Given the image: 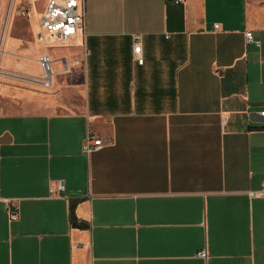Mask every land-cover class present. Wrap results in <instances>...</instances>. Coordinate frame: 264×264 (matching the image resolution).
I'll return each mask as SVG.
<instances>
[{"label":"crops","instance_id":"obj_1","mask_svg":"<svg viewBox=\"0 0 264 264\" xmlns=\"http://www.w3.org/2000/svg\"><path fill=\"white\" fill-rule=\"evenodd\" d=\"M37 1L0 37V264H264V0H84L46 45Z\"/></svg>","mask_w":264,"mask_h":264},{"label":"built area","instance_id":"obj_2","mask_svg":"<svg viewBox=\"0 0 264 264\" xmlns=\"http://www.w3.org/2000/svg\"><path fill=\"white\" fill-rule=\"evenodd\" d=\"M175 3H180L183 0H174ZM84 0H47L45 3L44 11L39 20L40 33L37 35V41L46 45V37H53L60 42H64L76 37H84ZM214 29H219V25H215ZM246 43H254L258 45L253 39L250 31L245 32ZM47 47V46H46ZM133 56L137 65L143 64L141 54V44L138 39L133 44ZM42 76L40 81L44 87L49 86V81L52 75V60L47 53H43L37 60ZM1 70V69H0ZM264 117V111L260 112ZM114 142L111 139H100L87 134L81 152L83 155L88 156L91 153L99 151L105 147L113 146ZM64 182L58 180L51 185L48 191V198L50 199H63ZM264 193V190L260 192ZM253 194V193H252ZM6 210L8 217L11 221L18 219L17 207L11 201L6 200ZM77 247V246H76ZM196 257L206 259L207 253L201 250L196 254Z\"/></svg>","mask_w":264,"mask_h":264},{"label":"rangeland","instance_id":"obj_3","mask_svg":"<svg viewBox=\"0 0 264 264\" xmlns=\"http://www.w3.org/2000/svg\"><path fill=\"white\" fill-rule=\"evenodd\" d=\"M42 3L40 0L36 5ZM30 12L31 0H0V37L10 43L21 41L26 47L33 45L34 34L30 27ZM3 45L0 44V57L3 54L10 57L9 46L3 48Z\"/></svg>","mask_w":264,"mask_h":264},{"label":"water","instance_id":"obj_4","mask_svg":"<svg viewBox=\"0 0 264 264\" xmlns=\"http://www.w3.org/2000/svg\"><path fill=\"white\" fill-rule=\"evenodd\" d=\"M260 122L264 124V120H262V121H260Z\"/></svg>","mask_w":264,"mask_h":264}]
</instances>
